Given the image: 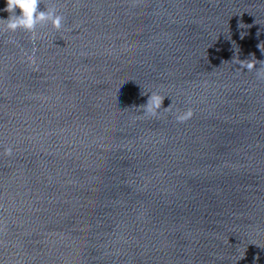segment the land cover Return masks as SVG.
<instances>
[{
	"label": "clouds",
	"instance_id": "1",
	"mask_svg": "<svg viewBox=\"0 0 264 264\" xmlns=\"http://www.w3.org/2000/svg\"><path fill=\"white\" fill-rule=\"evenodd\" d=\"M140 0H134V4H138ZM42 0H6V7L3 11L9 13L7 19L0 18V34L4 32L15 33L17 31H23L31 34L33 40L36 39L37 26H44L48 23L51 27L60 31L63 27L65 17L57 13V8L55 6H47L46 10H39V5ZM18 13V14H17ZM261 53L264 54V46L259 44L257 46ZM28 65L32 70H39V64L36 62L35 48L31 55H27ZM239 64L240 69H246L249 72L255 71L258 79H264V60H257L254 54L250 59L240 60L239 58L235 61ZM259 65V67H257ZM142 95H147L148 93H141ZM166 96H162L156 91L150 92L146 104L140 107L143 115L135 117V119H149L158 118L160 110L163 108L165 112L172 113V104L164 108L163 102ZM194 113L191 108L184 111L176 110L174 113L175 121L177 123L183 124L189 121L193 117ZM14 154V149L12 146H5L3 150V155L11 157ZM5 230V226L0 224V232Z\"/></svg>",
	"mask_w": 264,
	"mask_h": 264
}]
</instances>
